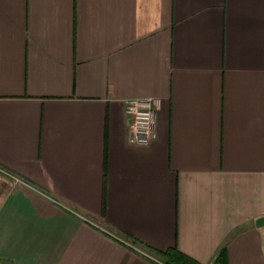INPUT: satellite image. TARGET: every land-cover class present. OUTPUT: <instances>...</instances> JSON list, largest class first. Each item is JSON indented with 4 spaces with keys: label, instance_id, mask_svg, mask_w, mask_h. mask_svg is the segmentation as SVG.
Wrapping results in <instances>:
<instances>
[{
    "label": "crops",
    "instance_id": "crops-1",
    "mask_svg": "<svg viewBox=\"0 0 264 264\" xmlns=\"http://www.w3.org/2000/svg\"><path fill=\"white\" fill-rule=\"evenodd\" d=\"M261 218L264 0H0V262L264 264Z\"/></svg>",
    "mask_w": 264,
    "mask_h": 264
},
{
    "label": "built area",
    "instance_id": "built-area-1",
    "mask_svg": "<svg viewBox=\"0 0 264 264\" xmlns=\"http://www.w3.org/2000/svg\"><path fill=\"white\" fill-rule=\"evenodd\" d=\"M156 100L135 99L126 103L125 112L131 120V141L137 145H148L156 136Z\"/></svg>",
    "mask_w": 264,
    "mask_h": 264
},
{
    "label": "trees",
    "instance_id": "trees-1",
    "mask_svg": "<svg viewBox=\"0 0 264 264\" xmlns=\"http://www.w3.org/2000/svg\"><path fill=\"white\" fill-rule=\"evenodd\" d=\"M225 249H223L224 251ZM153 255L163 260L164 264H198L191 258L180 253L176 248L170 249L165 253L156 252L150 249ZM218 262V261H217Z\"/></svg>",
    "mask_w": 264,
    "mask_h": 264
},
{
    "label": "water",
    "instance_id": "water-1",
    "mask_svg": "<svg viewBox=\"0 0 264 264\" xmlns=\"http://www.w3.org/2000/svg\"><path fill=\"white\" fill-rule=\"evenodd\" d=\"M257 226L264 227V218H261L257 221ZM0 264H4V263L0 262Z\"/></svg>",
    "mask_w": 264,
    "mask_h": 264
}]
</instances>
